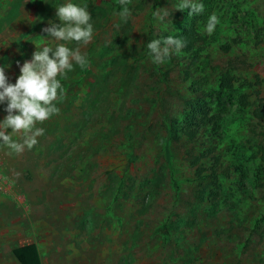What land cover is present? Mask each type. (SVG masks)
Segmentation results:
<instances>
[{"label":"rangeland","instance_id":"1","mask_svg":"<svg viewBox=\"0 0 264 264\" xmlns=\"http://www.w3.org/2000/svg\"><path fill=\"white\" fill-rule=\"evenodd\" d=\"M62 2L0 0L10 83L42 39L55 43L42 29L60 23ZM75 2L93 17L80 46L89 63L62 81L36 146L0 144V171L25 199L0 195V264H19L13 250L28 243L43 264H264V118L253 115L264 100V0H202L192 16L178 0H131L127 22L119 0ZM185 29L204 40L154 64L146 45Z\"/></svg>","mask_w":264,"mask_h":264},{"label":"clouds","instance_id":"2","mask_svg":"<svg viewBox=\"0 0 264 264\" xmlns=\"http://www.w3.org/2000/svg\"><path fill=\"white\" fill-rule=\"evenodd\" d=\"M131 0H119L118 16L127 22L131 15ZM202 0H178L176 10H188V15H200L204 12ZM59 24L49 23L50 27L42 31L55 38V43L41 40L31 60H25L22 66L17 62L20 74L15 83H10L6 68L0 64V105H4L7 115L0 120V144L11 152L20 154L31 150L38 144V137L45 129L38 125L59 113L58 104L64 98L65 87L62 81L75 66L84 68L88 57L81 51V45H88L94 36L93 17L86 4L75 0H63L55 7ZM168 15L166 9H156L153 17L163 20ZM220 23L218 16L211 14L204 31L212 34ZM75 43L76 47L70 45ZM43 46V47H41ZM182 37L169 35L163 39H153L147 45V54L154 64L162 65L172 55L182 54L186 47ZM11 129V133L6 130ZM18 137V138H17Z\"/></svg>","mask_w":264,"mask_h":264},{"label":"trees","instance_id":"3","mask_svg":"<svg viewBox=\"0 0 264 264\" xmlns=\"http://www.w3.org/2000/svg\"><path fill=\"white\" fill-rule=\"evenodd\" d=\"M186 41V49L188 51L192 50L197 44L204 40V37L199 35L196 31L192 29H185L181 36ZM253 115L259 119L264 118V100L261 101L259 108H257ZM190 140L192 137V132H188ZM13 255L19 264H43L40 256L39 249L35 243H28L22 246L16 247L13 250Z\"/></svg>","mask_w":264,"mask_h":264},{"label":"built area","instance_id":"4","mask_svg":"<svg viewBox=\"0 0 264 264\" xmlns=\"http://www.w3.org/2000/svg\"><path fill=\"white\" fill-rule=\"evenodd\" d=\"M0 195L4 198H12L17 204L24 202V197L21 193H18L7 182L2 171H0Z\"/></svg>","mask_w":264,"mask_h":264}]
</instances>
